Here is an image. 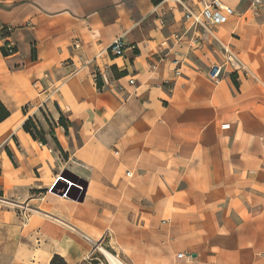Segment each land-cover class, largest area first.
<instances>
[{"label": "crops", "instance_id": "0c3cea01", "mask_svg": "<svg viewBox=\"0 0 264 264\" xmlns=\"http://www.w3.org/2000/svg\"><path fill=\"white\" fill-rule=\"evenodd\" d=\"M159 1L0 0V45H15L0 55V198L33 208L23 221L0 201V264H80L81 233L126 264H264V8L218 28L248 71L213 81L219 44L192 27L162 46L189 24ZM63 169L83 183L74 197L52 192Z\"/></svg>", "mask_w": 264, "mask_h": 264}, {"label": "built area", "instance_id": "2783aa9c", "mask_svg": "<svg viewBox=\"0 0 264 264\" xmlns=\"http://www.w3.org/2000/svg\"><path fill=\"white\" fill-rule=\"evenodd\" d=\"M159 3H171L174 5H178L182 12V19L184 23L189 24L188 27H183L182 32H174L171 35L170 39H165L161 45L165 48H170L175 43H179L182 39V34L188 31L192 27H198V31L201 33H205L210 36V39L216 41L220 46V52L222 56V62L216 63L213 62L209 65L207 69L208 77L216 81L221 71L224 68L228 67L232 73L245 74L248 71V68L239 54L233 49L232 45L229 43H223L220 41V37L217 35V30L222 25L227 23L231 17L236 16V9L223 0H160ZM261 8H264V0H252L250 5L248 6V15H258ZM11 28L5 27L1 28L0 35L2 38H6L8 36ZM196 40H194L195 42ZM74 47L78 48L79 43L75 42ZM127 44L125 41L118 37L114 39L108 46L109 52L113 56H122ZM134 48V46H130ZM15 51V45L10 40H5L3 44L0 45V55H9ZM77 62L82 66L90 62V60L85 59L82 54H77ZM173 64H175V75H179L181 73V63L182 60L177 56L174 52V57L172 60ZM71 64L73 65V72H77L80 67L74 64V61L71 60ZM133 79L129 80V83H132ZM29 105L25 106L28 108ZM129 175V172H126ZM70 186V184H69ZM67 186V188L69 187ZM0 201L6 204H12L17 209V214L19 218L23 221H26L29 217L30 212L33 210L32 206L29 205L26 201H18V200H7L1 199ZM82 238L91 244L92 248L89 254L85 257V260L90 264H126L117 253H109L110 257L106 255L102 250V244L97 241H94L90 236L85 233H81ZM178 256H182L181 253H178Z\"/></svg>", "mask_w": 264, "mask_h": 264}, {"label": "rangeland", "instance_id": "374dc122", "mask_svg": "<svg viewBox=\"0 0 264 264\" xmlns=\"http://www.w3.org/2000/svg\"><path fill=\"white\" fill-rule=\"evenodd\" d=\"M251 1L252 0H237L236 6H235L237 14L236 16H234V18L238 19V18L247 16L248 15L247 9ZM48 142H49V145H51V138L48 139ZM39 147H40V150L37 149L38 154L40 156H43L51 164V161L53 160L51 157L52 156L51 148H49L48 146H41V145H39ZM60 156L61 155L59 154V158ZM56 161H60L62 163L63 160L62 158H60V160H56ZM49 174L51 175V172ZM54 176L56 177H55V181L52 183V187L54 188V191L52 192H54L57 195H59V192L61 191V189H63L65 185L69 186V184L74 189L75 192H77V190L82 191L83 189V183L77 180L74 174L70 173L69 171H65L64 169L62 171H56L54 172ZM59 178H61V180H59ZM52 179H53V176H52ZM49 182H51V177L49 179ZM70 186L67 189L70 190ZM80 264H89V263L88 261L84 260Z\"/></svg>", "mask_w": 264, "mask_h": 264}, {"label": "trees", "instance_id": "16d2710c", "mask_svg": "<svg viewBox=\"0 0 264 264\" xmlns=\"http://www.w3.org/2000/svg\"><path fill=\"white\" fill-rule=\"evenodd\" d=\"M97 86L100 87L99 82H97ZM9 116V111L6 109V107L0 102V122L3 121L6 117ZM22 129L29 133L30 136L34 139V140H38L41 144L45 145L48 144V140L44 134V132L37 128L34 124V122L30 119L27 118L23 124H22ZM52 141L54 142L56 148L58 150L61 151V153H63V150L60 146V144L58 143V141L56 140V138L54 136H51ZM9 156H11V154L9 153ZM67 195L74 197L75 193L73 192V188H71L70 190L67 189ZM0 196H1V191H0ZM49 264H68L67 261L60 256L59 254H53Z\"/></svg>", "mask_w": 264, "mask_h": 264}, {"label": "water", "instance_id": "95a60500", "mask_svg": "<svg viewBox=\"0 0 264 264\" xmlns=\"http://www.w3.org/2000/svg\"><path fill=\"white\" fill-rule=\"evenodd\" d=\"M59 180H61V178H59ZM52 191H54V188H52ZM59 194L60 195H67V186L66 185L63 187V189H61V191L59 192ZM76 199L79 200V201H81L83 199V192H79L77 194V196H76Z\"/></svg>", "mask_w": 264, "mask_h": 264}, {"label": "bare ground", "instance_id": "6f19581e", "mask_svg": "<svg viewBox=\"0 0 264 264\" xmlns=\"http://www.w3.org/2000/svg\"><path fill=\"white\" fill-rule=\"evenodd\" d=\"M102 250H103V249H102ZM103 252H104L106 255H108V257H110V254H109V253L105 252L104 250H103Z\"/></svg>", "mask_w": 264, "mask_h": 264}]
</instances>
